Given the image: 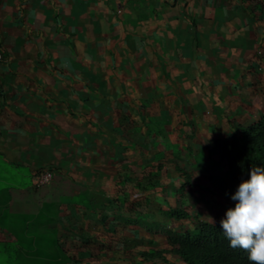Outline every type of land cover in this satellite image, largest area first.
Wrapping results in <instances>:
<instances>
[{"label":"crops","instance_id":"obj_1","mask_svg":"<svg viewBox=\"0 0 264 264\" xmlns=\"http://www.w3.org/2000/svg\"><path fill=\"white\" fill-rule=\"evenodd\" d=\"M0 51V264H190L210 142L264 113V0H0Z\"/></svg>","mask_w":264,"mask_h":264},{"label":"trees","instance_id":"obj_2","mask_svg":"<svg viewBox=\"0 0 264 264\" xmlns=\"http://www.w3.org/2000/svg\"><path fill=\"white\" fill-rule=\"evenodd\" d=\"M210 147L219 151L229 167L226 175L215 177V183L217 189L230 199L239 183L249 178L252 167H264V113L255 124L243 126L239 136L211 141ZM234 203L230 199L226 210L234 207ZM186 213L183 209L173 212L179 217ZM219 221H201L194 231L171 232V239L190 264H251L245 251L229 247Z\"/></svg>","mask_w":264,"mask_h":264},{"label":"clouds","instance_id":"obj_3","mask_svg":"<svg viewBox=\"0 0 264 264\" xmlns=\"http://www.w3.org/2000/svg\"><path fill=\"white\" fill-rule=\"evenodd\" d=\"M230 199L234 207L219 221L222 235L229 247L245 251L251 264H264V167H252Z\"/></svg>","mask_w":264,"mask_h":264},{"label":"built area","instance_id":"obj_4","mask_svg":"<svg viewBox=\"0 0 264 264\" xmlns=\"http://www.w3.org/2000/svg\"><path fill=\"white\" fill-rule=\"evenodd\" d=\"M3 58V53L0 51V60ZM54 177V171L51 168L41 169L34 175V184L37 186L49 183Z\"/></svg>","mask_w":264,"mask_h":264}]
</instances>
